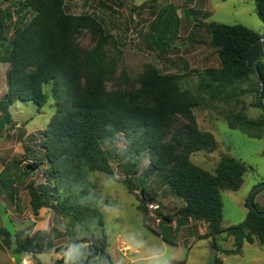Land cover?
<instances>
[{"label":"trees","instance_id":"trees-1","mask_svg":"<svg viewBox=\"0 0 264 264\" xmlns=\"http://www.w3.org/2000/svg\"><path fill=\"white\" fill-rule=\"evenodd\" d=\"M20 10L33 17L26 25L17 27L10 38L12 14L0 9V47L10 43L9 54L5 58L0 55V62L10 64L6 102L9 105L33 102L42 108L49 99L44 92L46 84L53 85L55 100V114L41 144L44 157L32 158L24 167L28 177L42 166L47 167L42 175L44 183L36 185L34 179L27 186L35 213L49 208L58 215L79 220L85 212L99 215L97 200L89 198V175L100 172L115 179L112 161L118 158L131 172L123 184L133 194L132 175L137 173L139 159L148 153L155 173L185 201L177 214L181 220L207 224L214 239L224 232L234 237L236 248L225 251V255L241 254L246 243L258 242L264 248V217L253 212L248 201L250 211L243 224L227 229L222 226V192L241 189L248 171L246 165L224 156L215 171L210 172L192 161L194 154L214 153L219 147L213 134L199 128L194 114V109L201 105L202 95L227 106L225 118L232 129L241 130L251 138L264 137V112L259 120L250 119L244 107L238 110L236 101L244 93L253 94V106L264 111L260 103L264 104V42L259 33L240 24H204L220 67L207 68L200 74V95L182 90L179 75L162 74L151 64L138 85L108 91L106 83L114 77L117 62L114 57L109 59L107 46L112 37L100 24L86 14L68 15L63 0H25ZM256 10L264 23V0H256ZM85 29L92 31L96 40L92 49H84L77 43ZM246 83L247 89L240 92V86ZM180 117L185 123L177 127ZM119 136L124 138L126 146L120 153L114 148ZM156 196L143 188L138 209L143 214L144 225L160 235L149 224V202ZM255 206L264 212L258 204ZM158 217L170 223L174 220L173 216L159 212ZM100 223L103 227L102 219ZM2 234L5 246L15 245L19 254L36 257L54 249L46 230L33 234L18 232L14 242L9 232ZM163 239L175 245L166 236ZM69 242V246L56 249L68 250L67 258L56 264H116L104 230L101 237L73 236ZM221 262L216 258L214 263Z\"/></svg>","mask_w":264,"mask_h":264},{"label":"rangeland","instance_id":"rangeland-1","mask_svg":"<svg viewBox=\"0 0 264 264\" xmlns=\"http://www.w3.org/2000/svg\"><path fill=\"white\" fill-rule=\"evenodd\" d=\"M25 0H0V7L7 8L12 14L9 37L13 38L17 27L24 26L33 17L32 14L20 10ZM64 10L68 15H89L100 24L111 41L107 46L109 59L116 58L117 70L114 77L106 83L108 91L138 85V81L147 65H154L162 74L179 75V87L199 94L198 88L205 70L202 69L200 53L210 54L215 51L210 46L211 37L204 24L221 23L227 25H243L264 35V24L257 15L256 0H63ZM195 39L200 43L196 44ZM157 40V42H156ZM154 44L165 45L162 48ZM77 43L84 49H92L96 40L92 31L85 29L77 38ZM121 51V55H119ZM9 54V53H8ZM216 55V53H215ZM7 53L1 54L5 58ZM118 57V58H117ZM212 60L216 59L211 55ZM0 93L6 81V62H0ZM122 83H125L122 84ZM247 83L240 86V92L247 89ZM52 84L44 86V92L49 96L48 103L39 108L33 102H21L10 106L12 118L19 126L11 132L20 130V140L16 136L11 139V148L3 150L0 146V171L12 168L16 161L26 166L32 158L44 157L41 146L51 118L55 114V100L52 96ZM238 110L245 108L248 118L259 120L263 110L253 106L255 95L244 93L236 100ZM233 104L236 103L233 101ZM202 108V107H201ZM197 109V108H196ZM194 109V114L196 112ZM185 123L179 118L177 127ZM13 125V124H11ZM218 134L219 148L213 154L198 152L192 156V161L209 171H214L224 156L235 158L246 165L248 171L244 176V184L239 191L222 192L223 227L225 229L238 226L246 221L249 208L246 203L253 190L264 183V137L251 138L241 130L222 128ZM26 137L22 142V137ZM26 146V156L23 143ZM119 153L126 149L125 140L119 136L114 147ZM113 148V149H114ZM42 160V159H40ZM138 162L137 173L133 174L134 193L131 194L123 184L127 174L131 172L128 165L118 158L112 161L116 178L93 172L89 175V198L98 202L99 215L85 212L79 220L73 217L58 215L49 208H43L35 213L30 206L28 191L21 190V204L15 208L12 203L0 202V250L6 253L0 264H20L22 257L16 254L15 245L8 248L4 244L2 231H7L14 242L18 232L29 234L37 230L49 232L54 249L48 254L32 256L35 264H56L67 258L68 250H56L69 246L70 238L82 239L90 235L101 237L102 230L108 238L109 252L116 264H171L173 260L185 259L188 249L184 240L192 244L198 240L215 245L217 255L212 257L207 249L195 245L190 253L187 264H215L218 257L221 264H264V249L255 242L246 243L239 255L226 256L224 249H235V239L226 232L213 237L208 225L202 222L183 221L177 215L185 206V201L165 185L161 176L151 167V157L148 153ZM46 165L34 172L27 179V184L36 179V185L43 180ZM13 172V168L11 169ZM27 185V186H28ZM143 188L149 193H156V199L149 202L157 204V209L149 206V224L155 230H162L164 235L177 247L164 244L162 238L148 229L143 223V214L138 209L139 198ZM264 189L256 194L263 195ZM6 200V199H5ZM9 201V200H6ZM245 202V205L244 203ZM6 203V204H5ZM260 207V206H259ZM264 211V207H260ZM158 212L173 216V222H167L158 217ZM100 219H102L103 227ZM209 229V228H208ZM166 232H165V231ZM214 242V244H213ZM131 246V247H130ZM212 250V248L210 247ZM213 253V251H212ZM17 258L12 261L10 258Z\"/></svg>","mask_w":264,"mask_h":264},{"label":"crops","instance_id":"crops-1","mask_svg":"<svg viewBox=\"0 0 264 264\" xmlns=\"http://www.w3.org/2000/svg\"><path fill=\"white\" fill-rule=\"evenodd\" d=\"M0 9L9 10L7 8H2V7H0ZM195 42H196V44L200 43V41H198V39H195ZM9 48H10V43H8L4 47H0V55L4 54V53H9ZM213 50H215V49L213 48ZM215 53H216V50L210 51V54H205V55L204 54L202 55V53H200V57H201L200 63H202V69L203 70H206L207 68H219L220 67L219 57L217 54L215 55ZM211 55H213L214 58H216V59L212 60ZM3 64H6V73H7L9 68H10V64L9 63H3ZM7 83L8 82H7V74H6V81L4 83V89H3L2 93H0V143L3 144V147L5 146L3 148V150H5V149L8 150L9 148H11V143H12L11 139L15 138L16 136L20 140V133H21L20 130L11 132V130L13 128H16L19 126V123L18 124L16 123L17 120H14L12 118V114L10 112V106H12L16 103L9 105L6 102L5 95L8 91ZM226 109H227V106H224L223 103H220L219 101L217 102V101L211 100V99H209V97L202 95L201 105L199 107H197L196 112H195V116H196L199 128L204 132H208V133L213 134L217 143H218V146H219L220 140L217 138L218 137L217 135L223 133L222 128H224L226 130L232 129L229 126V124L225 118ZM11 124H13V125H11ZM25 138L26 137H24V135H23L22 142L25 140ZM0 146H1V144H0ZM26 146L27 145L24 142L23 147L25 150V155L23 157L26 156ZM210 154H213V153H210ZM24 167L25 166L23 164H21L19 161H16L12 167L14 170L13 172L11 171L12 168H4L3 170L0 171V202H2V200H4V202L12 203L15 205V208L20 206V204H21L20 192H21V190H24L27 192V185H28L26 183L28 176H26L24 174ZM200 167H202V166H200ZM202 168H204V167H202ZM204 169H206V168H204ZM210 172H212V171H210ZM5 199L9 200V201H6ZM255 199H256V196L254 198V202H255ZM243 203L245 205V202H243ZM257 203L260 207H264V194L258 195ZM208 228H209V226H208ZM208 228H207V230L210 231V229H208ZM158 231H159L160 235H157V234L156 235L159 236L160 238H162L165 245L168 244L163 239V236H165L163 234L164 232L162 230H158ZM208 234L209 233H207V235H204L203 233H201V235L203 237H207ZM213 241H214V238H213ZM183 243H184L186 249H188V254H187L186 258L182 259V260H173V261H171V264H187V263H189L190 253L192 252V249L194 248V246L196 244L199 245L200 248L207 249L208 252L210 253V256H212V257L216 256L217 251H219V249H217V248L214 249L215 245L210 246V242L209 241L206 242L205 240H198L197 239L194 242V244H192L191 241H189V240H184ZM213 244H214V242H213ZM168 245H170V244H168ZM170 246L177 247L178 243H175V245H170ZM210 247L212 248V250L210 249ZM228 250H230V249H224L223 253L225 251H228ZM212 251H213V253H212ZM16 254H19V253H16ZM19 255H20V257H22L21 259H23L26 255V253L25 254H19ZM4 256L5 257L7 256L6 253L4 251L0 250V260ZM216 258H218V257H215V259ZM10 259L12 261H15L17 258L12 257ZM222 263H223V260H222Z\"/></svg>","mask_w":264,"mask_h":264},{"label":"water","instance_id":"water-1","mask_svg":"<svg viewBox=\"0 0 264 264\" xmlns=\"http://www.w3.org/2000/svg\"><path fill=\"white\" fill-rule=\"evenodd\" d=\"M261 40L264 42V35L261 37ZM255 70H256V72H258L257 67H255ZM260 103H261V106L264 107V104H263L262 102H260ZM262 189H264V183L261 184V185H259V186H257V187L253 190V192L251 193V195H250V197H249V199H248V205H249L250 209H251L253 212H255L258 216L264 217V212H260V211H258V209H257L256 206H255V202H254V197H255V195H256L260 190H262Z\"/></svg>","mask_w":264,"mask_h":264},{"label":"built area","instance_id":"built-area-1","mask_svg":"<svg viewBox=\"0 0 264 264\" xmlns=\"http://www.w3.org/2000/svg\"><path fill=\"white\" fill-rule=\"evenodd\" d=\"M151 209H157V204L149 205ZM20 264H35V261L31 254H26L25 257L22 259Z\"/></svg>","mask_w":264,"mask_h":264}]
</instances>
